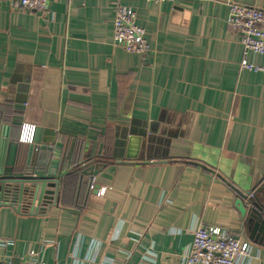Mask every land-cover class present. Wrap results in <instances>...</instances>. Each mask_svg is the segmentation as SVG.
I'll use <instances>...</instances> for the list:
<instances>
[{
    "label": "crops",
    "instance_id": "crops-1",
    "mask_svg": "<svg viewBox=\"0 0 264 264\" xmlns=\"http://www.w3.org/2000/svg\"><path fill=\"white\" fill-rule=\"evenodd\" d=\"M227 1L264 8L121 0L147 54L113 43L109 0H48L44 12L0 1V172L47 177L29 185L32 202L0 199L1 259L34 250L72 264L76 250L81 264H180L202 224L247 241L248 264H264L260 224L235 202L251 191L264 203V71L240 66ZM129 135L142 139L126 159ZM90 162L104 164L95 193Z\"/></svg>",
    "mask_w": 264,
    "mask_h": 264
},
{
    "label": "built area",
    "instance_id": "built-area-1",
    "mask_svg": "<svg viewBox=\"0 0 264 264\" xmlns=\"http://www.w3.org/2000/svg\"><path fill=\"white\" fill-rule=\"evenodd\" d=\"M8 2L14 9L29 11H47L48 0H0ZM114 6L112 21L113 43L130 53L147 54L150 45L145 36V29L136 21V13L132 7L124 5L121 0H109ZM155 3L174 0H146ZM227 24L239 35L243 58L240 66L252 71H264V65L247 60L248 53L264 56V8L253 5L227 1ZM22 139L32 141L33 126H24ZM104 188L97 191L102 195ZM11 242L4 241L1 245ZM76 250L72 253V264H81ZM251 245L247 241H239L227 230L217 226L196 225L191 231V239L184 249L180 264H248L251 258ZM90 260V259H89ZM90 262V261H89ZM0 264H15L0 258ZM17 264H48L37 251L30 250L27 256ZM98 264H114L113 259L104 258Z\"/></svg>",
    "mask_w": 264,
    "mask_h": 264
},
{
    "label": "water",
    "instance_id": "water-1",
    "mask_svg": "<svg viewBox=\"0 0 264 264\" xmlns=\"http://www.w3.org/2000/svg\"><path fill=\"white\" fill-rule=\"evenodd\" d=\"M38 131V130H37ZM48 130H45V133H47ZM36 135L34 137L33 134V141L36 140ZM142 137L139 135H129L127 137V151L124 154V157L126 159L135 158V149L137 148V145L141 142ZM51 144V142H48ZM134 149V150H133ZM123 158V156H120ZM104 166L100 164L95 165L91 162L88 163L86 166H84L82 172L88 176V182L91 186L93 184V192H96V189L98 188V183H93L95 177L101 172L102 167ZM45 176H27V175H12L11 173L3 175L2 172H0V199L7 200L8 195H12V201H14V198L16 200H19V204L21 205L22 200H29L32 202V200L35 198V190H31V186L36 187L38 184V180H44ZM238 198H236V205L240 211L241 214H245L246 212L248 215L253 216L259 224H260V231L263 236V244H264V203L259 201V198L256 196V193H253L251 191H238ZM11 199V198H9ZM8 199V200H9ZM244 200L247 201L248 208L244 204ZM19 205V206H20Z\"/></svg>",
    "mask_w": 264,
    "mask_h": 264
}]
</instances>
